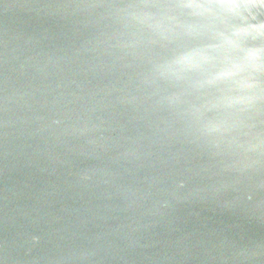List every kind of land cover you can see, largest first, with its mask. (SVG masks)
<instances>
[{"label":"water","instance_id":"95a60500","mask_svg":"<svg viewBox=\"0 0 264 264\" xmlns=\"http://www.w3.org/2000/svg\"><path fill=\"white\" fill-rule=\"evenodd\" d=\"M218 13L0 0V264H264V52Z\"/></svg>","mask_w":264,"mask_h":264},{"label":"clouds","instance_id":"9594fccd","mask_svg":"<svg viewBox=\"0 0 264 264\" xmlns=\"http://www.w3.org/2000/svg\"><path fill=\"white\" fill-rule=\"evenodd\" d=\"M231 38L246 50L264 52V0H211ZM53 259H56L55 257Z\"/></svg>","mask_w":264,"mask_h":264}]
</instances>
